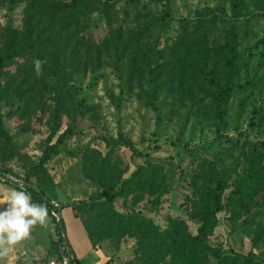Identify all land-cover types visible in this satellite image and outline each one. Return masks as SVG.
I'll return each mask as SVG.
<instances>
[{"label":"rangeland","instance_id":"1","mask_svg":"<svg viewBox=\"0 0 264 264\" xmlns=\"http://www.w3.org/2000/svg\"><path fill=\"white\" fill-rule=\"evenodd\" d=\"M53 2L73 0H0V58L9 31L17 32L19 46L35 15L31 49L3 74V127L12 149L0 135V168L28 177L63 207L71 255L81 264L157 263L142 236L123 234L129 226L116 213L150 220L162 231L182 220L197 236L195 203L223 181V211L207 235L209 246L264 258V161L250 163L252 148L264 146V0H243L237 18L223 0H83L73 15L54 11ZM231 27L242 59L236 89L217 111L219 91L205 77L225 83L229 54L222 47ZM34 58L44 61L39 77ZM59 97L60 133L72 128L74 135L40 166ZM139 166L145 172L128 195L113 202L102 196ZM13 188L0 181V200ZM238 189L248 192L241 196ZM82 202L95 204L81 214L99 240L92 252L77 232L76 240L70 237L72 207ZM55 219L34 227L0 264H62Z\"/></svg>","mask_w":264,"mask_h":264},{"label":"trees","instance_id":"2","mask_svg":"<svg viewBox=\"0 0 264 264\" xmlns=\"http://www.w3.org/2000/svg\"><path fill=\"white\" fill-rule=\"evenodd\" d=\"M83 0H73L72 3H56L53 2L54 11H69L71 15L77 12L79 8H82ZM156 1H168L171 0H156ZM229 2L232 8L233 18H237L240 15V11L242 8L243 0H223ZM169 10H166V16H170ZM35 16V15H34ZM33 14L29 16V27L27 32L24 35L23 43L19 46L16 44V36L17 32L10 30L8 35L7 46L5 49L4 55L0 58V135L5 139L7 150L10 152L12 149V137L3 127V114L1 110V104L3 99V74L6 70L9 69L12 62L15 60L21 59L24 54L31 49L32 46L28 45L31 41V36L34 30V20L35 17ZM233 27L226 33L223 51L229 54V58L227 60V74L225 77V83L221 84L218 80H216L213 76H206V80L219 91L214 97L213 105L216 110L219 111V108L224 107L230 101L235 89V79L239 72L240 60L242 59V55L237 51L234 35H233ZM205 72V70H204ZM54 90L61 96V87L59 83L54 85ZM63 102L61 97L58 98L56 103L55 112L53 115V127L51 134L48 138V146L44 151V156L41 159L40 166H44L49 161L52 160L53 156L57 153L59 146H61L69 137L74 135V130L72 128L67 129L63 133H60L61 129V116L63 112ZM219 121H221V116L218 115ZM219 132L221 128L219 127ZM60 133V134H59ZM59 134V136H58ZM58 136V137H57ZM57 137L56 143H53L55 138ZM122 138V137H121ZM220 138H224L220 135ZM124 144H130L129 141L125 139H121ZM230 142V139H226ZM252 158L250 163L254 166L255 163H260L264 161V146H258L257 148H252ZM135 155L140 157H148L149 153L138 152L135 151ZM7 158H10V153ZM1 172L9 173L6 170L0 168ZM145 172L144 166H139L138 170L132 175L131 178L127 179L123 182L121 188L115 190L114 188H107L103 192V197L106 198L108 202H113L116 197H124L129 194L127 189L131 187L134 183H136L139 179L142 178L143 173ZM10 174V173H9ZM30 179L28 177L25 178V182L30 186ZM216 187L212 189L211 194H207L206 198L202 201L195 203V209H198V218L201 220V226L199 230V234L197 236H193L186 223L182 220L173 221L171 225L166 230H160L158 228L153 227V223L150 220H144L141 223L138 219L134 220L127 216L116 213L121 221L126 223L129 226V231L124 230L123 234H128L129 232L136 237L142 236L144 242H146L148 246V252L151 253V258L156 259L158 262H165V264H264V258L251 253L249 255H228L221 252L213 251L208 244L207 235L212 230L216 222V215L223 211L222 204V196L225 192L226 185L222 181L216 183ZM31 196L34 198V202L42 203L47 202L49 207V216L53 219L55 217L52 215V212L58 211L57 208L52 204V202L45 197L44 191L40 189H36L34 187L29 188L28 191ZM237 194L244 196L248 190L241 191L238 189ZM211 203V206L209 205ZM63 207H61L62 210ZM73 210L77 212V217L82 221L87 233L89 240L94 249H97V241H99L93 233V231L88 226L84 217L81 216L83 213V209L87 212H92L95 209L94 203H86L82 202L77 206L72 207ZM200 212V213H199ZM56 220V219H55ZM56 222H58L56 220ZM58 227L59 233V243L64 244L70 252L71 248L69 244L66 242L65 236H63L65 227L64 222L61 218ZM152 228V231L145 230ZM167 259H169L167 261ZM213 259V262H211ZM150 263V264H157ZM72 264H81V262L75 259L72 256ZM106 264H110L107 262ZM144 264H148L147 262Z\"/></svg>","mask_w":264,"mask_h":264},{"label":"clouds","instance_id":"3","mask_svg":"<svg viewBox=\"0 0 264 264\" xmlns=\"http://www.w3.org/2000/svg\"><path fill=\"white\" fill-rule=\"evenodd\" d=\"M32 64L34 73L41 76L44 61L34 58ZM7 179V176L0 177V180ZM12 179L19 186L18 189L13 188L9 195L0 200V205H7L0 210V258L7 257L16 245L27 240L34 227H46L50 222L48 203L33 202L23 181Z\"/></svg>","mask_w":264,"mask_h":264},{"label":"crops","instance_id":"4","mask_svg":"<svg viewBox=\"0 0 264 264\" xmlns=\"http://www.w3.org/2000/svg\"><path fill=\"white\" fill-rule=\"evenodd\" d=\"M65 217V216H64ZM63 217V210H61V218L64 219ZM67 217H65L64 221L66 220ZM68 220V219H67ZM68 226H69V232H70V237L73 240H76V232L77 235L79 234L80 236H82L84 239H86V244H87V248L89 250V252L94 251V248L90 242V240H87L88 238V233L82 223V221L80 220V218L78 217H73V219L71 220V222L68 220ZM83 228L85 230L86 233H84ZM79 231V232H78ZM68 239V237L66 238ZM89 239V238H88ZM70 246V244H69ZM83 258H81L80 256L78 257V260H82ZM85 260V259H84Z\"/></svg>","mask_w":264,"mask_h":264},{"label":"built area","instance_id":"5","mask_svg":"<svg viewBox=\"0 0 264 264\" xmlns=\"http://www.w3.org/2000/svg\"><path fill=\"white\" fill-rule=\"evenodd\" d=\"M3 176H7L8 177V179L6 180V181H4V180H0V181H2V182H4V183H6V184H8V185H10V186H13V187H15V188H17L18 189V185L17 184H15L14 182H13V179L12 178H15V179H18V180H22V179H20V178H18V177H16V176H14V175H12V174H9V173H4V172H1L0 171V177H3ZM23 181V183H24V185H25V187H26V189H27V191H29V188H31L32 186H30L28 183H26L24 180H22ZM53 204V203H52ZM56 208H57V210L58 211H53L52 213H56V215L54 216L55 218L59 215H61V206L59 207V205L58 204H53ZM60 220H61V217H59L58 218V222H60ZM64 250H65V255L64 256H62L61 258H62V264H72V257L70 256V252H69V250H68V248L66 247V246H64V248H63Z\"/></svg>","mask_w":264,"mask_h":264}]
</instances>
